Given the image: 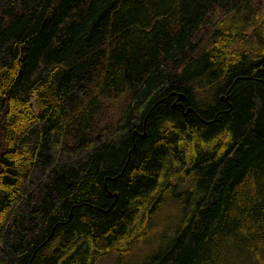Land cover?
Segmentation results:
<instances>
[{"label":"trees","instance_id":"1","mask_svg":"<svg viewBox=\"0 0 264 264\" xmlns=\"http://www.w3.org/2000/svg\"><path fill=\"white\" fill-rule=\"evenodd\" d=\"M0 264H264L252 0H0Z\"/></svg>","mask_w":264,"mask_h":264},{"label":"rangeland","instance_id":"2","mask_svg":"<svg viewBox=\"0 0 264 264\" xmlns=\"http://www.w3.org/2000/svg\"><path fill=\"white\" fill-rule=\"evenodd\" d=\"M252 2L261 11V13L264 14V0H252ZM237 45L241 49L246 50L249 53V55L256 54L260 50V45L257 43V41L255 40L254 36L252 35L251 31H249V30L237 40ZM206 89H210V88L208 86H204L201 89V94L200 95H201L202 99L210 98V96L212 95V91H210V90L207 91ZM206 95H208V96H206ZM155 193L156 192H154L153 194H155ZM148 201H147V203H148ZM175 217H176L175 215H172V221L164 224L163 227L160 224L153 230L152 239H150L148 246H153L155 244L156 239L153 238V237L158 235V232H159L160 228H165L168 224L173 223V221L175 220ZM165 219L166 220H170L171 216L167 215L165 217Z\"/></svg>","mask_w":264,"mask_h":264},{"label":"water","instance_id":"3","mask_svg":"<svg viewBox=\"0 0 264 264\" xmlns=\"http://www.w3.org/2000/svg\"><path fill=\"white\" fill-rule=\"evenodd\" d=\"M175 93V92H174ZM220 96V98L221 99H223L224 101H226V102H228V91L227 92H225V93H222V94H220L219 95ZM184 97H185V94H184V92H177V95H176V98H175V100L172 102V106H180V108L182 109V111H183V113L184 114H187L189 111H193L194 109H193V107L192 106H186L185 108H184V103H183V100H184ZM211 120H206L205 122H210ZM144 132L142 133V137H144ZM132 147H134V142L132 143ZM105 187H106V184H105ZM108 191V193H110V194H113L114 196H115V199H116V192H111L110 190H107ZM71 214H72V211H70V213H69V217L71 216Z\"/></svg>","mask_w":264,"mask_h":264}]
</instances>
